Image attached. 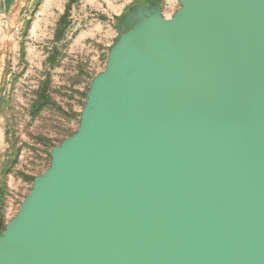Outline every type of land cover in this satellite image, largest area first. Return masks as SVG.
I'll list each match as a JSON object with an SVG mask.
<instances>
[{
  "label": "water",
  "instance_id": "1",
  "mask_svg": "<svg viewBox=\"0 0 264 264\" xmlns=\"http://www.w3.org/2000/svg\"><path fill=\"white\" fill-rule=\"evenodd\" d=\"M132 6L0 264H264V0Z\"/></svg>",
  "mask_w": 264,
  "mask_h": 264
},
{
  "label": "rangeland",
  "instance_id": "2",
  "mask_svg": "<svg viewBox=\"0 0 264 264\" xmlns=\"http://www.w3.org/2000/svg\"><path fill=\"white\" fill-rule=\"evenodd\" d=\"M0 0V220L19 209L50 149L77 128L91 79L102 71L120 18L143 0ZM170 17L177 0H161ZM45 99L34 112L40 95Z\"/></svg>",
  "mask_w": 264,
  "mask_h": 264
},
{
  "label": "trees",
  "instance_id": "3",
  "mask_svg": "<svg viewBox=\"0 0 264 264\" xmlns=\"http://www.w3.org/2000/svg\"><path fill=\"white\" fill-rule=\"evenodd\" d=\"M75 0H69L68 3L66 4L65 10L63 12V14L61 15L59 22H58V29L56 32V38H59L62 35L63 29L67 26L68 23V15H69V10L71 8L72 3ZM45 96L44 94L40 95V101H38L35 105V109L34 112H37L40 108H41V104L42 102H44Z\"/></svg>",
  "mask_w": 264,
  "mask_h": 264
},
{
  "label": "flooded vegetation",
  "instance_id": "4",
  "mask_svg": "<svg viewBox=\"0 0 264 264\" xmlns=\"http://www.w3.org/2000/svg\"><path fill=\"white\" fill-rule=\"evenodd\" d=\"M160 1L161 0H143L142 2H141V4L143 5V6H145V7H159V9H160ZM0 203H1V197H0ZM7 223V222H6ZM5 223V224H6ZM5 224L3 223V221L2 220H0V232H1V230L4 228V226H5Z\"/></svg>",
  "mask_w": 264,
  "mask_h": 264
}]
</instances>
